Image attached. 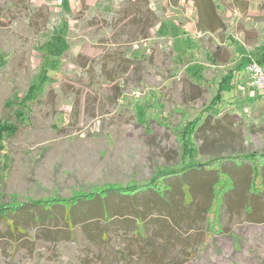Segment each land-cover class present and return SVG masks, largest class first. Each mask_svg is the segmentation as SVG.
Returning a JSON list of instances; mask_svg holds the SVG:
<instances>
[{
	"label": "rangeland",
	"instance_id": "rangeland-1",
	"mask_svg": "<svg viewBox=\"0 0 264 264\" xmlns=\"http://www.w3.org/2000/svg\"><path fill=\"white\" fill-rule=\"evenodd\" d=\"M216 1L227 16L242 14L234 34L201 31L197 0H0V121L15 123L6 104L16 95L32 84L42 92L25 123L0 128V205L145 181L189 162L169 126L210 101L202 68L217 84L218 65L226 79L239 64L244 76L225 90L234 104L193 135L192 156L264 151V98L250 99L249 61L236 65L245 46L264 50V0H249L247 12L236 8L241 0ZM236 166L221 233L209 226L207 187L191 201L167 195L163 208L151 196L111 195L100 204L111 222L97 204H84L78 211L93 221L71 230L34 211L18 215L24 234L11 237L0 219V264H264V191L251 195L250 175ZM134 210L145 213L143 236L135 235Z\"/></svg>",
	"mask_w": 264,
	"mask_h": 264
},
{
	"label": "trees",
	"instance_id": "trees-1",
	"mask_svg": "<svg viewBox=\"0 0 264 264\" xmlns=\"http://www.w3.org/2000/svg\"><path fill=\"white\" fill-rule=\"evenodd\" d=\"M197 8L199 9L201 18L199 27L201 31L215 32L221 30L226 33H235L234 24L230 21V18L226 17L225 11L216 0H197ZM56 42L54 40L53 43L55 44ZM46 50V55L48 56L49 53V56H52L51 53L57 51V48L49 44V46H46ZM208 70L207 68H202L200 74L203 89L211 95L208 104H204L194 118L190 116L178 123V125L171 124L169 126L176 130L184 157H188L190 159L189 162L182 160V164L157 168L153 176L145 181H132L126 185H106L95 188L92 191L76 193L69 198L54 197L46 200L28 201L22 204L0 205V219L4 220L9 227L8 234L11 237L24 234V229L17 222V219L20 217L18 215L22 213L42 212L39 213L40 217L38 216L41 222L49 218L61 220L65 227L71 230L78 224H87L93 221L94 217H90V214L81 215V212L78 211L84 204H97L95 213H102L104 218H108L106 221L111 222L112 218L109 217L110 211L108 206L106 204L105 207L100 206L102 201H106L111 195H118L123 198H138L139 196L147 195V198L150 196L154 198L156 201L154 204L163 208L167 195L181 192L184 201H191L193 199L192 195L206 187L209 188V190L207 189V193L208 191L211 193V195L209 193L211 199L207 210L209 226L214 231L218 229V233L223 232V228L218 224V217H220L226 198L237 186L235 181L238 180L236 179L238 174H233L234 169H236L234 166L240 165L245 168L246 173L244 176L250 175L248 188L250 194L260 195L264 191V151H238L230 155H216L208 159H197L192 156L191 141L193 135L208 123L211 113L215 112L219 114L228 105L234 104L225 97V90L230 88L231 85H233L231 88L236 87L239 74L244 76L240 72L241 65H238L233 70L234 72L230 73L231 75L229 74L230 76L226 79V76H224L226 70L218 65L214 71L215 78L219 80L217 84L207 77ZM43 78L46 77L44 76ZM40 92L39 86L32 84L23 95H16L12 101H8L6 104L7 110L14 111L16 121L15 123L0 121V128L14 130L18 125L25 123L28 119L27 108L40 101L42 97ZM159 118L162 121H166L162 114L159 115ZM172 178L179 180H176L177 182L175 183L172 182V187L170 188L166 181ZM198 180L204 183L203 186H195ZM243 182L245 183V180ZM183 186H185V189H183ZM135 211L137 223L133 224V229L136 236H143L146 231L144 224L145 213L140 210ZM120 213L121 211L118 212L116 210V215Z\"/></svg>",
	"mask_w": 264,
	"mask_h": 264
},
{
	"label": "built area",
	"instance_id": "built-area-1",
	"mask_svg": "<svg viewBox=\"0 0 264 264\" xmlns=\"http://www.w3.org/2000/svg\"><path fill=\"white\" fill-rule=\"evenodd\" d=\"M247 74L250 78V87L254 93L264 98V58L263 60H252L246 67ZM257 92V93H256Z\"/></svg>",
	"mask_w": 264,
	"mask_h": 264
},
{
	"label": "crops",
	"instance_id": "crops-1",
	"mask_svg": "<svg viewBox=\"0 0 264 264\" xmlns=\"http://www.w3.org/2000/svg\"><path fill=\"white\" fill-rule=\"evenodd\" d=\"M233 2H234V0H232V5H234L233 4ZM237 4V6L238 7H236V8H238V9H240L241 11H244V12H247V10H248V8H249V6H250V4H249V0H241L240 2L239 1H237L236 2ZM238 13H236L237 14V18H231L230 16H227V14H226V17L227 18H230V21L234 24V22H236V24L238 23L237 21H240L241 20V16H242V14H239V11L238 10H236ZM250 20V18H246V19H244V21L245 22H247V21H249ZM234 26H235V24H234ZM232 41H234V38H233V40ZM243 45H244V43H242ZM245 46V45H244ZM245 49L248 51V53H247V56H241V57H238L237 56V54H235L238 58H236V62H237V60L239 59L240 60V58H242V57H245L248 61H249V63L252 61V60H255V59H257L258 61H260V60H263V58H264V50L262 51V50H258L259 48H258V46L255 44V45H253V44H250L249 45V47L248 46H245ZM254 50H258L259 52L257 53V55L256 56H253L252 54H251V52H249V51H254ZM244 58V59H245ZM238 60V61H239ZM237 64H239V62H237L236 63V65ZM240 65V64H239ZM238 66V65H237ZM236 66V67H237ZM235 67V68H236ZM241 73H242V67H241V71H240ZM244 74V73H243ZM238 87V86H237ZM240 87V86H239ZM251 93L253 94V90L251 89ZM251 93H250V99H252V96H251ZM254 95H255V93H254Z\"/></svg>",
	"mask_w": 264,
	"mask_h": 264
}]
</instances>
